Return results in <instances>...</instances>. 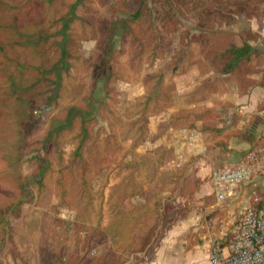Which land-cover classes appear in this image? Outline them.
Segmentation results:
<instances>
[{"label": "rangeland", "instance_id": "374dc122", "mask_svg": "<svg viewBox=\"0 0 264 264\" xmlns=\"http://www.w3.org/2000/svg\"><path fill=\"white\" fill-rule=\"evenodd\" d=\"M124 1V7L136 12L145 0L95 1L89 16L101 28L104 22L127 20ZM232 1L171 0L176 7L173 21L179 24L168 25L167 30L172 28L168 33L163 29L166 10L161 8L165 0H146L143 25L136 26L137 37L119 36L113 47V77L108 94L102 96L107 109L100 124L115 134L116 141L99 149V161H104L99 168L91 162L94 154L87 155L90 203L75 197L69 204L59 205L52 181L42 196L13 211L7 207L18 193L15 186L3 184L0 214L9 221L11 234L2 233L0 224V264H119L136 247L118 249L115 241L156 240L172 226L198 216L209 203L220 209L210 182L213 171L226 163L215 146L225 141L218 138V127L223 136L228 126L222 115L207 105L211 94L221 92L228 80L219 76L200 83L204 73L195 72V67L202 66V72L208 67L201 54L205 48L228 46L226 31L232 21L227 14ZM149 24L154 25V34L145 32ZM158 33L164 37L162 54L154 58L150 47ZM77 35V58L58 90L51 85V92L25 101L32 129L23 130L26 135L16 145L23 156L14 160L23 176L33 171L29 159L38 153L35 142L46 135L53 119L67 106L82 103L89 93L93 62L104 36L85 37L79 29ZM142 37L147 50L141 62H131L138 54L137 39ZM53 54L52 50L44 53L45 66L52 64ZM224 63L220 57L214 64L220 68ZM52 92L57 96L50 102ZM213 108L222 111L225 107L215 103ZM195 132L198 137L193 136ZM69 137L67 134L62 143L66 159L74 149ZM45 149L39 152L42 158ZM199 192L203 196L195 199ZM2 235L6 240L1 244ZM114 251L118 253L114 255Z\"/></svg>", "mask_w": 264, "mask_h": 264}, {"label": "trees", "instance_id": "16d2710c", "mask_svg": "<svg viewBox=\"0 0 264 264\" xmlns=\"http://www.w3.org/2000/svg\"><path fill=\"white\" fill-rule=\"evenodd\" d=\"M95 1L102 0H0V187L4 184L16 188L18 196L8 204L10 210L17 211L23 204L42 196L47 183L52 181L59 205L69 204L75 197L88 200L87 155L94 154L91 162L101 166L104 161H99V149L101 146L108 148L116 141L115 134L100 124L107 109L102 96L108 94V83L113 77L112 51L117 37H137L136 26L143 25L147 2L143 1L136 12L129 11L124 7L125 1L122 2L128 13L127 20L104 22L101 28L89 16L95 9ZM161 8L166 10L163 29L169 33L172 28L167 30L166 27L174 23L176 7L171 0L169 3L165 0ZM154 28L149 24L145 32L154 34ZM78 29L85 37L95 36V33V38L104 36L93 62L89 93L82 103L67 106L60 117L53 119L46 135L35 142L38 153L29 159L33 171L23 176L15 168L14 160L23 156V151L16 147L18 139L26 135L23 130L26 127L32 129L25 101L51 92V85L58 90L62 78L70 72L72 61L77 58ZM137 41L138 54L131 62H141L147 50L144 37ZM163 41L164 37L158 33L150 47L154 58L162 54ZM245 47L231 49L240 57L241 49ZM51 50L54 51L50 57L52 64L47 67L42 58L46 51ZM56 96L57 93L52 92L48 101ZM144 128L143 125V132ZM103 133H107L106 136L103 137ZM67 134L74 142L68 159L64 157L62 146ZM30 146L31 143L28 148ZM44 146L46 152L42 158L39 152ZM109 154L114 152L109 151ZM86 202L90 203L89 200ZM0 224L1 232L10 236V223L3 213L0 214ZM5 240V235H2L1 244Z\"/></svg>", "mask_w": 264, "mask_h": 264}, {"label": "crops", "instance_id": "0c3cea01", "mask_svg": "<svg viewBox=\"0 0 264 264\" xmlns=\"http://www.w3.org/2000/svg\"><path fill=\"white\" fill-rule=\"evenodd\" d=\"M230 4L227 18L232 21V26L226 31L228 46L224 49L205 48L201 54L205 56L204 62L209 63L208 67L205 65L207 68L203 72L202 66L195 67V72L204 73L200 83L206 79L214 81L219 76L228 80L221 92L211 94L207 105L212 112H219L228 126L223 130L227 132L223 136L218 127V138L223 137L225 141L215 146L225 164L240 161L250 151L264 150V0H241L240 3L234 0ZM244 45L246 47L241 49L240 57L231 49ZM220 57L225 59V63L219 68L215 64ZM197 84L194 83L193 87L196 88ZM215 103L224 106V110H215ZM209 163L212 164L211 160ZM210 186L213 193L212 182ZM252 189L264 203V176H256L241 185L236 199L228 203L219 202L221 207L217 210L209 203L198 216L172 226L159 239L115 241L118 249L136 247L131 256L119 264H210V247L222 236L219 222L231 221L250 204ZM202 196V193H196L195 199ZM205 214L210 218L203 220ZM115 251L114 255L118 253Z\"/></svg>", "mask_w": 264, "mask_h": 264}, {"label": "built area", "instance_id": "2783aa9c", "mask_svg": "<svg viewBox=\"0 0 264 264\" xmlns=\"http://www.w3.org/2000/svg\"><path fill=\"white\" fill-rule=\"evenodd\" d=\"M198 137V134L192 133ZM264 176V150L250 151L235 163L212 173L216 199L228 203L240 195L241 185ZM219 222V221H218ZM222 236L209 250L210 264H264V203L252 189V200L231 221L219 222Z\"/></svg>", "mask_w": 264, "mask_h": 264}]
</instances>
